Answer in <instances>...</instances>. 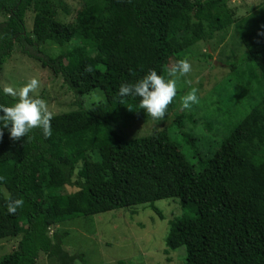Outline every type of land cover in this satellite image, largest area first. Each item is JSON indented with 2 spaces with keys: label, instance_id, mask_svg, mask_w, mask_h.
I'll return each instance as SVG.
<instances>
[{
  "label": "trees",
  "instance_id": "trees-1",
  "mask_svg": "<svg viewBox=\"0 0 264 264\" xmlns=\"http://www.w3.org/2000/svg\"><path fill=\"white\" fill-rule=\"evenodd\" d=\"M228 1L83 0L76 23L68 24L56 18L53 0H0L7 14L0 21V72L17 43L21 52L62 77L78 106L53 116L47 139L34 129L13 141L3 130L0 239H20L0 264H36L40 252L59 264L80 262L81 254L63 248L68 231L50 233L55 223L134 206L150 207L161 218L154 202L170 198L178 199L181 214L169 222L165 243L172 249L183 245L187 263L264 264V6L243 18L240 33L246 51L239 79L255 101L213 151L202 154L182 129L183 112L174 121L190 154L165 130L125 139L110 125L126 117L153 119L143 109L129 110L140 98L121 97L120 85L134 83L149 69L166 75L169 58H187L189 46L203 39V20L216 30L228 27L234 21ZM29 8L34 11L30 33L24 19ZM93 21L99 42L95 55L88 54L93 42L87 34L83 44L56 55L42 50L47 42H70L78 27L87 29ZM181 34L191 37L184 41ZM89 65L92 72L85 71ZM97 88L105 100L83 108L79 97ZM178 98L177 90L165 117ZM13 99L0 85V103ZM88 150H96L100 161L83 167L73 182L75 165ZM68 185L77 190L67 192ZM5 193L24 200L14 215L7 211Z\"/></svg>",
  "mask_w": 264,
  "mask_h": 264
},
{
  "label": "rangeland",
  "instance_id": "rangeland-1",
  "mask_svg": "<svg viewBox=\"0 0 264 264\" xmlns=\"http://www.w3.org/2000/svg\"><path fill=\"white\" fill-rule=\"evenodd\" d=\"M53 2L59 21L76 23V14L83 7V0ZM227 5L233 11L234 21L225 29L216 30L210 27L207 20H203V39L189 46L190 56L187 59L192 65V71L177 79L179 98L174 112L163 120L126 117L111 122L110 125L118 134L130 139L165 130L190 154L174 121L175 116L183 112L185 116L182 118V129L196 140L200 152L207 154L218 146L228 129L244 116L254 103L255 96L254 92H248L246 84L239 79L238 72L244 69L240 60L246 51L240 40V33L245 28L243 18L264 6V0H230ZM6 17L7 14L0 9V21ZM33 17L34 11L29 8L24 17L28 33L32 29ZM192 21H198L196 12L192 13ZM96 25L97 22L93 21L87 29L78 27L79 34L63 45L47 42L41 48L50 55H56L74 44H83L87 34L93 42L88 47V54L93 56L99 50V42L94 33ZM180 36L184 41L191 37L190 34ZM176 61L171 57L167 64L170 67ZM33 77L40 81V87L34 95L44 98L54 115L78 109L75 103L77 97L66 87L62 77L21 52L20 46L14 43L9 57L2 65L1 87L8 85L19 89ZM189 80L191 84L187 83ZM255 84L252 82V89ZM192 88L198 89L199 103L185 109L182 107L181 97ZM104 100V93L98 88L79 97L83 108ZM99 161V153L88 150L84 159L76 163L72 181L80 178V172L87 164ZM81 179H84L83 176ZM65 188L69 193L77 190L75 185ZM43 192L47 195V190ZM154 205L162 213L161 218L150 207L134 206L58 222L51 227L50 233L68 231V236L63 240V248L71 254L82 255L80 262L76 261L74 264H189L185 259L183 245L172 249L165 243L169 222L181 214L178 199H159ZM19 239L20 235L0 239V257L15 250ZM36 264L59 263L55 258L40 252Z\"/></svg>",
  "mask_w": 264,
  "mask_h": 264
},
{
  "label": "clouds",
  "instance_id": "clouds-1",
  "mask_svg": "<svg viewBox=\"0 0 264 264\" xmlns=\"http://www.w3.org/2000/svg\"><path fill=\"white\" fill-rule=\"evenodd\" d=\"M85 71L92 72V66H87ZM191 71L192 65L189 60L182 58L166 70V75L158 74L155 69H149L134 83H122L119 87V95L140 98L136 108L128 106L130 111L143 109L147 116L163 120L169 105L177 95V79L187 76ZM187 83L191 84V81ZM39 87L40 81L35 77L29 79L19 89L8 85L2 86L3 94L14 99L10 104L0 103V139L3 137L4 129H8L10 139L13 141H20L23 137L29 136L34 129H40L46 139L51 137V120L54 113L44 98L34 95ZM197 92L198 89L192 88L181 97L183 108L190 109L193 104L199 103ZM4 179L5 177L0 176V181ZM5 199L9 214H16L17 210L24 205L23 199H13L7 193H5Z\"/></svg>",
  "mask_w": 264,
  "mask_h": 264
}]
</instances>
